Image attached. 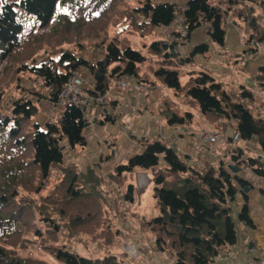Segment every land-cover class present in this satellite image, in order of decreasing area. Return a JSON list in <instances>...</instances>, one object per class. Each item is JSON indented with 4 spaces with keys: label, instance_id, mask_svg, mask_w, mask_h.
<instances>
[{
    "label": "trees",
    "instance_id": "16d2710c",
    "mask_svg": "<svg viewBox=\"0 0 264 264\" xmlns=\"http://www.w3.org/2000/svg\"><path fill=\"white\" fill-rule=\"evenodd\" d=\"M126 3L127 0H0V66L4 61L7 63L4 74L0 75V264H49L42 260L23 258L13 250L15 244L12 240L18 236L17 230L22 227V221L28 217L29 212V207L21 206L18 202L24 199L26 203H31V200L22 196L21 186L38 178L48 179L54 167L64 163L65 143L72 148L85 149L87 139L84 131L88 126L87 111L68 106L59 112L61 116L57 122H48L45 127L34 123L32 134L27 135L25 126L36 117L38 107L31 99L17 97L10 106V115H5L3 78L7 72L8 75L12 74V70L19 64L16 74L26 72L43 80L50 91L48 98L52 103L58 102L60 93L73 73L81 68H87L94 85V89L86 91V94L95 97L105 96L118 78H137L139 66L147 58L131 48H120L116 36L112 41L107 38L96 45L105 52V57L100 61L90 62L70 51H62L65 46H75L73 38L76 37L72 36L86 28H93L92 32L97 36L103 32L109 34V28L115 26L114 18L120 7L128 8ZM177 13V5L173 3L147 0L140 3V7L131 9L130 14L143 18V21L132 22L129 16L126 29H135L144 38L148 30L175 25ZM183 13L189 26L188 41L195 32L205 28L212 42L223 47L226 39L225 24L232 20L240 26L249 44L258 47L264 43V6L260 2L189 0ZM28 18L34 22L32 27L28 25ZM48 28L50 37L58 36L54 47L60 49L59 57L57 61L48 59L43 64L33 65L31 60L43 49H31L38 37L34 35L29 44L27 37L34 30L40 35V32ZM178 46L157 41L150 47L152 52H168L154 76L167 88L174 90L177 98L184 91L180 71L171 65V57H174ZM24 47H30L31 50H25ZM14 51L23 59L10 60ZM207 51L208 46L204 45L197 47L193 55ZM256 84L264 92V67L256 76ZM186 86H189L186 96L192 100L191 104L195 102L199 105L198 111L210 127L220 133L225 141L229 139V144L233 143L236 135L239 143H254L261 151V159L246 157L245 152L235 146L230 151V158L238 174L223 167L218 170L212 167L195 169L169 143L143 138L137 139V142L145 150L119 166L116 173L120 176L137 170L150 173L159 216L151 219L147 225L155 234L156 246L160 251L170 252L176 264H213L222 248L234 246L238 242L237 221L253 227L247 206L235 217L232 205L238 195L244 194L245 188L250 187L249 182L239 176L240 173L248 170L264 179V115L261 113L264 112V104L258 105L259 96L244 87L239 88L238 95L230 94L205 72L192 78ZM33 94L39 97L38 93ZM104 115L102 122H110L108 115ZM164 117L170 126H181L194 120L190 112H186L183 117L179 104L174 103L165 106ZM228 129L233 131L230 137ZM161 163L165 166L160 169ZM28 170H31L30 173ZM76 176L79 175L67 171L59 181L58 192L66 194V200L82 196L80 189L75 188ZM133 191V185L129 186L127 200H132ZM88 204L77 201L79 212L72 218L73 221L86 226L96 220L86 212L82 213L92 208ZM37 236L42 235L37 233ZM46 251L61 264H122L115 256L103 259L84 257L57 242Z\"/></svg>",
    "mask_w": 264,
    "mask_h": 264
},
{
    "label": "rangeland",
    "instance_id": "374dc122",
    "mask_svg": "<svg viewBox=\"0 0 264 264\" xmlns=\"http://www.w3.org/2000/svg\"><path fill=\"white\" fill-rule=\"evenodd\" d=\"M145 1L147 0H127L126 7L128 6V8L123 9L125 6L120 7L118 15L114 18L115 26L113 25L112 29L109 28V34L103 32L100 36H97L95 32H92L94 31L93 28H86L82 30V32L74 33L72 36L76 37L73 38L75 39V46H65L62 51H70L71 53H75L77 57H83L91 61L89 57L92 53L96 50L104 51L103 48H98L96 45L103 43L107 38H109V41H112L113 37L116 36L120 48H131L140 52L147 58V61L139 66L140 70H149L150 67L156 68V65L163 64L168 52L162 50L160 53H156L152 52L150 48L154 42H165L161 37H158L160 30H148L144 38H142L135 29H126L129 25L127 24L129 16L132 22L133 20L137 22L143 21V18L131 16L130 14L131 9L140 7V3ZM152 2L162 3L166 2V0H152ZM177 8L180 10L183 7L177 6ZM28 25L32 27L34 22L29 19ZM48 31L49 28L42 31V33L40 32V35H37V30H34L29 37H27V41L29 40L27 44L32 41L34 35L38 37L34 43H32V47L30 46L31 49L36 47L43 49L35 59L31 60L33 65L43 64L48 59L57 61L56 55L60 54V49L54 46H56L55 39H58V36L50 37ZM43 32H46L44 36H42ZM42 43H44V45H42ZM262 46H264V43L260 44L259 48ZM30 47L25 50L30 51ZM44 49L49 52L46 53ZM20 57L21 55L14 51L11 56L12 59L10 60L15 61L16 59H23ZM173 58L174 57H171V60ZM176 61L179 63L178 60ZM6 64V61L1 64L0 75L2 73L4 74L3 71L4 67L7 66ZM18 67L19 64L16 69L12 70L15 74L12 73L8 75L7 72L3 78V113L5 115H10V106L15 98L24 97L31 99L38 107L36 117L25 126V133L31 135L34 123L45 127L48 122H57L61 116L59 112L63 111V109L54 106L55 104L53 105L50 101L48 98L50 91L46 89L47 87L44 85L43 80L26 72L16 74ZM86 69L81 68V73H83V71L88 72ZM149 78L152 77H145L146 80H144L147 81ZM156 79L160 82V79ZM182 87L184 91L178 97L181 114L184 117L186 111H189L195 116L196 112L199 110V105L195 102L191 104L192 100L186 96L189 86H185V84L182 83ZM171 91L175 93L174 90ZM32 93H38L39 97L35 94L32 95ZM261 95L264 98V93H261ZM109 96H111V90L109 91ZM259 99L261 98L259 97ZM259 104L260 102L258 105ZM107 106L108 117L111 119V122H113L114 117L110 114L111 107L109 105ZM254 113H257L256 110H254ZM261 113L264 115V112ZM41 117H43V119H41ZM196 118H198V115H196L193 120V127L198 126L196 122H199V120ZM205 123L207 128L196 131L194 136L202 145L207 144L212 147L213 150H204L203 148V154L207 157V161L204 160L205 166L197 167L193 165V167L195 169L207 167H212L216 170L220 167L229 169L230 166H234L231 163L230 151L234 149L235 146L247 150L246 143L240 142L239 145H237V143L233 141V143L229 144V139L225 141L224 138L223 142L216 145H211L207 143V141H202L203 139L200 141L198 137L200 133L216 132L206 121ZM232 133L233 131L230 132V129H228L229 137ZM100 146H102L100 152L103 150L105 152H107V150L111 151L115 147L114 144H111L110 140L104 144L101 143ZM175 150H177V148ZM86 151L87 150L83 148H72L65 143L64 163L61 166L54 167L48 179L42 180L38 178L26 186H21L23 191L22 196L31 200V203H26L24 199L18 202L21 206L26 205L29 207V212L28 217L22 221V227H19L17 230L18 236L12 240L15 244L13 250L17 251V254L23 258L42 260L49 264H61L56 262V260L49 255L48 251H46L54 242H57L58 245L66 247L71 251L78 252V254L87 258L103 259L107 256H115L122 264H147L143 258L145 251L148 253L150 250L154 249L160 251L156 246L155 234L151 232L150 227L147 225L151 219L159 216V209L156 203H154L155 199L153 195L155 187L151 184L149 179V176H151L150 173L135 171L132 174H123L121 176L116 172L114 174H104L100 169L97 170L91 167L102 168L100 164L93 165L89 163L85 165V163H87V160L84 159ZM100 152L96 149L94 150V155L98 157ZM93 159L95 160L96 158ZM93 159L92 161L94 162ZM88 162H91V160L89 159ZM161 168H164L163 163H161L160 169ZM30 171L31 170H28L29 173ZM67 171L79 175L76 176L77 185H75V188L77 190L80 189V193H82L81 198L66 200V194L62 195L60 194L62 191L58 192L57 186L60 184L59 181L63 179V173ZM67 175H69V173ZM70 177L72 178V176ZM131 185H133L134 191L131 198L132 200L130 201L127 200L126 197L129 194L128 187ZM68 186L69 185H67L66 188ZM78 200L84 205L88 203H90L88 205H92V208L88 211H82V213L86 212L87 215L96 218L91 224L83 226V224L81 225L79 222L72 220L79 212V207L76 205ZM46 219H49V221L45 222ZM37 233H41L42 236H37ZM163 253L167 257L172 256L168 251Z\"/></svg>",
    "mask_w": 264,
    "mask_h": 264
},
{
    "label": "crops",
    "instance_id": "0c3cea01",
    "mask_svg": "<svg viewBox=\"0 0 264 264\" xmlns=\"http://www.w3.org/2000/svg\"><path fill=\"white\" fill-rule=\"evenodd\" d=\"M188 1L166 0L162 3L183 6ZM254 1L260 2L264 6V0ZM158 30H160L158 37L169 42L175 33L176 26L162 27ZM225 30L226 39L223 47L215 45L208 35V30L201 28L192 35L187 43L176 48L171 65H173V69L180 71L181 85L184 83L186 86L192 78L205 72L222 84L224 90L230 94L238 95L239 88L244 87L258 95L261 98L259 102L263 103L264 98L261 93L264 92L256 84V76L259 70L264 67V53H262L264 46L259 48V46L254 47L253 44H249L246 36L241 32L240 26L232 20L225 24ZM204 45L208 46L207 52L193 55L197 47ZM56 57L58 58L59 55ZM104 57V51L96 50L89 58L91 59L90 62H96ZM161 66L162 64H158L156 65L157 69L150 67L149 70L145 71L139 69L137 78H123L129 83L126 90L116 85L112 87L111 96L108 95L107 100L111 107L110 114L114 117L113 122H102L105 116L103 109L94 105L87 108L88 126L84 131L87 139V147L85 148L87 151L84 157L87 163L85 165L89 163L100 164L102 168L91 167L100 169L104 174H114L119 166L126 164L133 156L144 151V147L137 142V139L152 138L163 140L174 149L177 148L178 154L192 166H205L204 160L207 157L203 154V148L211 151L213 149L207 144L202 145L197 141L194 134L200 129L207 128L206 120L197 111L198 118L196 119L199 120L196 122L197 127H193V122L181 126H170L167 123L164 117L165 106L173 105V103L179 104V100L176 93L171 91L172 89L167 88L161 81L158 82L154 76V72ZM81 74L85 80L84 92L93 90L91 75L87 71H83ZM145 77L152 78L145 81ZM138 85H143L146 89L137 92L135 88ZM109 140L115 147L111 151L105 152L103 150L100 152L102 149L100 144ZM246 146L247 150L242 149L246 157H253V155L258 159L261 157V151L254 143H246ZM96 149L100 152L98 157L94 155ZM89 159L91 162H88ZM262 159L264 160V157ZM137 171L148 173L141 170ZM239 176L249 182L250 191L238 195L234 205H232L233 212L237 217L243 207L247 206L253 227H248L237 221L238 242L234 246L222 248L213 264H248L256 261L264 252V179L257 177L248 170L243 171ZM154 201L157 206V201ZM143 258L147 264H176L173 256L167 257L163 252L155 249L150 250L149 253L145 251Z\"/></svg>",
    "mask_w": 264,
    "mask_h": 264
},
{
    "label": "built area",
    "instance_id": "2783aa9c",
    "mask_svg": "<svg viewBox=\"0 0 264 264\" xmlns=\"http://www.w3.org/2000/svg\"><path fill=\"white\" fill-rule=\"evenodd\" d=\"M185 7L178 10L175 19L176 30L175 33L171 36L169 42L177 45H183L188 42V30L189 26L187 25V19L184 16ZM85 80L82 77L81 69H78L73 73L69 83L63 89V91L59 95V100L56 103H53L54 106L65 109L68 106H76L80 108H88L89 106L95 105L104 110V113L108 115V100L107 97L109 92L103 97H95L84 92ZM117 87L126 90L129 87V83L122 79L118 78L115 80V84ZM94 89V87H93ZM143 89H146L143 85L136 86L135 90L137 92H141ZM101 106V107H100ZM200 141H207V143L211 145H216L218 143L223 142V137L220 133H200L198 135ZM234 142L239 143L238 136H234ZM248 264H264V252L256 261H252Z\"/></svg>",
    "mask_w": 264,
    "mask_h": 264
},
{
    "label": "water",
    "instance_id": "95a60500",
    "mask_svg": "<svg viewBox=\"0 0 264 264\" xmlns=\"http://www.w3.org/2000/svg\"><path fill=\"white\" fill-rule=\"evenodd\" d=\"M86 111V109H84ZM261 158V157H260ZM229 169L234 173V174H238V170L234 167V166H230ZM250 191L249 187L245 188L244 192L248 193Z\"/></svg>",
    "mask_w": 264,
    "mask_h": 264
},
{
    "label": "bare ground",
    "instance_id": "6f19581e",
    "mask_svg": "<svg viewBox=\"0 0 264 264\" xmlns=\"http://www.w3.org/2000/svg\"><path fill=\"white\" fill-rule=\"evenodd\" d=\"M145 150V149H144Z\"/></svg>",
    "mask_w": 264,
    "mask_h": 264
}]
</instances>
